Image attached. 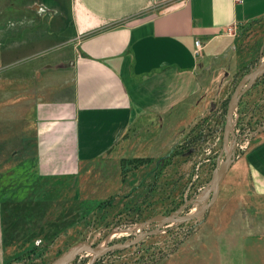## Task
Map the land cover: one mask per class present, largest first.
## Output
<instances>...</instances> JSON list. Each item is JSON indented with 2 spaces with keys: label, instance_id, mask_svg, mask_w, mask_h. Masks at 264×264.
I'll list each match as a JSON object with an SVG mask.
<instances>
[{
  "label": "rangeland",
  "instance_id": "obj_1",
  "mask_svg": "<svg viewBox=\"0 0 264 264\" xmlns=\"http://www.w3.org/2000/svg\"><path fill=\"white\" fill-rule=\"evenodd\" d=\"M67 21L50 2L45 6L31 0H0L4 264H51L82 245L100 250L133 239L176 211L179 217L131 247L94 260L91 253H82L67 264H218L217 236L231 234V227L222 223L231 217H264V194L253 188L246 166H240L238 181L232 179L235 163L264 137V71L240 97L230 143L219 155L230 104L250 81L247 75L264 61V18L235 30L231 63L207 81L200 93L204 105L186 117L189 121L181 120L183 114L174 115L171 122L156 119L139 130L142 137L135 135L110 153L81 163L77 173L39 178L32 161H25V56L66 43L71 34ZM28 30L39 42L25 48ZM218 159L217 189L212 183ZM195 214L199 215L180 217ZM236 229L234 233L243 234L251 227ZM253 229L257 236L264 234L263 226ZM261 243L264 246V240L246 242L247 258L264 260L261 248L250 249Z\"/></svg>",
  "mask_w": 264,
  "mask_h": 264
},
{
  "label": "crops",
  "instance_id": "obj_2",
  "mask_svg": "<svg viewBox=\"0 0 264 264\" xmlns=\"http://www.w3.org/2000/svg\"><path fill=\"white\" fill-rule=\"evenodd\" d=\"M31 1L52 3L71 30L66 43L25 52V161L39 178L77 173L156 119L183 114L189 121L204 105L207 81L231 63L235 30L264 18V0ZM25 32V48L38 44ZM242 165L264 194V137L235 163L234 181ZM222 225L231 234H218L216 263L264 264L246 256V242L264 240L253 229L264 227V217H231ZM239 226L251 230L234 233ZM5 252L0 201V264Z\"/></svg>",
  "mask_w": 264,
  "mask_h": 264
},
{
  "label": "water",
  "instance_id": "obj_3",
  "mask_svg": "<svg viewBox=\"0 0 264 264\" xmlns=\"http://www.w3.org/2000/svg\"><path fill=\"white\" fill-rule=\"evenodd\" d=\"M263 71H264V61L254 71H252L249 75H247V79H250V81L246 85L241 84L242 86L244 85V88L238 90L237 96L231 102L230 108H229L227 116H226V121H225V126H224V144L220 150V153H219L220 156L225 152L226 148L228 147V145L230 143L231 125H232V122L234 119L235 109H236V106L238 104L240 97L243 95V93L250 87V85L253 83V81L256 80V78ZM161 158H163V157H161ZM220 163H221L220 159H218L217 163H216V169H215L216 179L212 183L214 185V187H216L217 189H218V184L221 180V175H220V171H219ZM213 185H211L208 195H210L212 193ZM217 194H218V190L216 191L215 195L211 197L210 202L207 205H205V207L202 209V211L200 213H204L207 210L209 204L211 203V201H213L216 198ZM208 195L206 197H204L205 200L208 197ZM179 212L180 211H176L172 214H169V215L163 217V219H161V221H159L153 228L148 229L147 231H144V232L140 233L139 235H136L133 239H127V240H124L121 242H116V243L110 244L107 247H104L103 249H100V250L95 249V247L97 245L94 247L91 245H82L80 247H77V249L75 250V252L71 256L66 257L62 260L56 261V262L51 263V264H67L71 260H73L75 257H77L79 254H82V253H91L92 254L91 260H94L97 257H100V256H102V255H104L110 251L131 247V246L137 244L138 242H140L141 240H143L144 238H147V237L157 233L158 231H160L164 226H166L175 217H179V214H180ZM199 214L189 215V216H185V217L180 216V217H182L184 219H190V218L197 216Z\"/></svg>",
  "mask_w": 264,
  "mask_h": 264
},
{
  "label": "built area",
  "instance_id": "obj_4",
  "mask_svg": "<svg viewBox=\"0 0 264 264\" xmlns=\"http://www.w3.org/2000/svg\"><path fill=\"white\" fill-rule=\"evenodd\" d=\"M194 44H195L194 53L198 54L199 51L201 50V43L199 40H196Z\"/></svg>",
  "mask_w": 264,
  "mask_h": 264
}]
</instances>
